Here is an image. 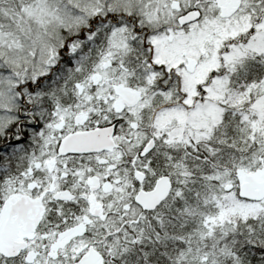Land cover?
I'll list each match as a JSON object with an SVG mask.
<instances>
[{
	"label": "snow or ice",
	"instance_id": "snow-or-ice-1",
	"mask_svg": "<svg viewBox=\"0 0 264 264\" xmlns=\"http://www.w3.org/2000/svg\"><path fill=\"white\" fill-rule=\"evenodd\" d=\"M0 264H264V0H0Z\"/></svg>",
	"mask_w": 264,
	"mask_h": 264
}]
</instances>
